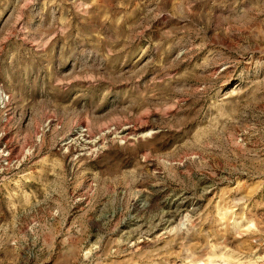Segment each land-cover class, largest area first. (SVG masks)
I'll return each instance as SVG.
<instances>
[{
    "label": "rangeland",
    "instance_id": "rangeland-1",
    "mask_svg": "<svg viewBox=\"0 0 264 264\" xmlns=\"http://www.w3.org/2000/svg\"><path fill=\"white\" fill-rule=\"evenodd\" d=\"M0 264H264V0H0Z\"/></svg>",
    "mask_w": 264,
    "mask_h": 264
}]
</instances>
